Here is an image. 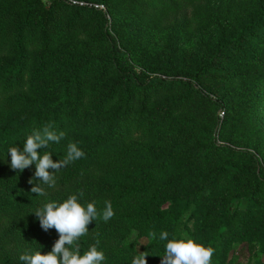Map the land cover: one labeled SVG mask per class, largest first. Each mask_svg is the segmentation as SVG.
<instances>
[{
    "label": "trees",
    "instance_id": "16d2710c",
    "mask_svg": "<svg viewBox=\"0 0 264 264\" xmlns=\"http://www.w3.org/2000/svg\"><path fill=\"white\" fill-rule=\"evenodd\" d=\"M81 1L106 10L0 0V264L51 251L32 213L79 191L112 204L80 238L104 264H161L152 231L213 248L211 264L264 253V0ZM48 123L66 134L54 161L69 142L85 157L40 197L8 149Z\"/></svg>",
    "mask_w": 264,
    "mask_h": 264
},
{
    "label": "clouds",
    "instance_id": "9594fccd",
    "mask_svg": "<svg viewBox=\"0 0 264 264\" xmlns=\"http://www.w3.org/2000/svg\"><path fill=\"white\" fill-rule=\"evenodd\" d=\"M65 136L63 131L57 132L54 125L48 123L40 129L32 130L22 150L18 146L8 149L11 170L22 173L35 165L34 176L28 181L32 185L31 193L47 197V188L56 187V174L62 168L85 157V153L75 142L67 144L66 155L58 161L52 159L51 152L44 151L52 143L59 144ZM40 149L43 152H39ZM83 196V191H79L77 194L69 195L63 202L44 203L32 213L41 229L44 232L55 229L58 239L54 242L51 251L46 254L37 251L20 255L19 259L23 264H104L105 254L97 248L100 241L97 239L95 244L81 254L80 238L89 233L88 226L93 221L102 218L104 222H108L115 213L110 201L106 200L104 208L98 211L96 201L80 203ZM149 237L152 240L166 241L164 253L160 257L161 264H211L214 249L205 247L191 238L169 239V233L166 231H161L159 235L152 231ZM149 256L147 251L138 252L132 258L131 264H148Z\"/></svg>",
    "mask_w": 264,
    "mask_h": 264
},
{
    "label": "rangeland",
    "instance_id": "374dc122",
    "mask_svg": "<svg viewBox=\"0 0 264 264\" xmlns=\"http://www.w3.org/2000/svg\"><path fill=\"white\" fill-rule=\"evenodd\" d=\"M155 37H156L157 43H159V45H160L161 44V37L163 38V33L161 31L155 32V33H153V38H155ZM263 114H264V103H263ZM134 237H135V233H132L130 235V238L134 239ZM145 242H146L145 238H138L137 239V248H139ZM259 261H261V264H264V253L257 250L255 252L254 256H252L250 258H248L246 255H240L235 264H259Z\"/></svg>",
    "mask_w": 264,
    "mask_h": 264
},
{
    "label": "built area",
    "instance_id": "2783aa9c",
    "mask_svg": "<svg viewBox=\"0 0 264 264\" xmlns=\"http://www.w3.org/2000/svg\"><path fill=\"white\" fill-rule=\"evenodd\" d=\"M67 1L71 2L72 4H77L81 6H92L94 8L105 10V6L101 3H92V2H86V1H81V0H67Z\"/></svg>",
    "mask_w": 264,
    "mask_h": 264
}]
</instances>
